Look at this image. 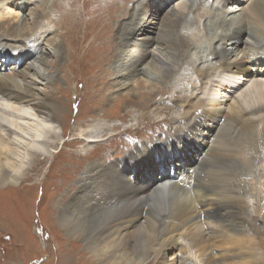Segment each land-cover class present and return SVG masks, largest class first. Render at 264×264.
Masks as SVG:
<instances>
[{"label": "bare ground", "instance_id": "bare-ground-1", "mask_svg": "<svg viewBox=\"0 0 264 264\" xmlns=\"http://www.w3.org/2000/svg\"><path fill=\"white\" fill-rule=\"evenodd\" d=\"M156 1L161 9L176 2L175 6L182 10L179 13L174 10L172 16H166L167 22L162 26L165 30L162 28L158 31L157 26L151 30L150 27L156 25L150 14L151 3ZM229 1L233 0H131L120 10L121 15H118V11V29H121V34L138 32L145 37L141 39L137 50L129 52L131 55L136 54L132 60H129L131 55L126 61L123 56L114 60V64L116 62L119 66L116 68L112 65V76L120 77L121 80L110 82L114 83V90L108 94V101H120L121 96H116L117 92L114 91L125 88V83L135 79L139 73L143 77L140 85L145 92L139 91L144 93L134 98L135 108L142 106V100L158 94L148 90L147 82H159L168 73L174 79L166 77L168 79L163 80V83H185V78L178 80L174 77L179 72L173 74L176 65L168 60L174 50L170 46L173 45L172 41L169 43L168 39H155L165 52L168 51L165 58L154 51H147L155 43L153 36L162 37L160 32L174 40L173 34L179 36L180 30L185 29L189 32V41L194 45V50L201 49L202 42L207 41L210 51L194 62L196 69L200 67L201 70L198 75L194 70L193 78L196 81L191 90L192 97H185L186 104L174 102L182 111L177 112L175 106H162V110L158 111L152 109L141 112L137 109L135 112L131 109L128 112L135 120L149 113L156 119L152 121L153 124L170 120L172 131L158 134L151 141H138L123 155L117 156L112 162H104V165L100 164V160L88 162L78 174L81 187L77 195H70L67 199L60 197L57 201L60 226L63 227L66 243L70 245L62 250L61 244H58L56 257L61 258L62 263L77 264L74 247L83 245L81 255L83 258L87 255V264H202V261L203 264H238L229 262L232 256L228 253L214 256V248L233 244L227 233L232 232L233 235L240 232L241 224L249 221L254 213L260 222L264 219L258 217L264 212V144H250L257 133L249 124L251 118L247 117L253 115L252 108L264 104V4L241 7L242 19L236 23L235 19L223 17L221 24L211 23L210 20L219 17L215 12L223 11ZM236 1L240 4L249 2ZM29 2L0 0V57L5 62L15 61V70L10 74H5V67L0 65V191L15 188L33 166L45 164L46 159L53 161L59 151L50 153V142L54 137L50 142L47 139L51 135H58V130L62 132L63 129L60 121L63 108L56 101L54 91L49 90L48 84H45L47 92L37 91L33 82L25 79L26 76L21 78L14 74L19 73V68L31 67L32 62L39 63L41 45L49 43L48 35L53 36L55 29L58 31L57 26L52 30L56 20L43 18L46 12L41 1L38 8H42V11L31 9L29 13L33 18L25 17ZM132 3L136 5L130 9ZM235 5H232L234 10L239 9ZM132 9L133 22L136 23L134 31L133 27L131 29L128 24L129 27L123 24L124 18L131 15L127 13L125 16V11ZM143 11L149 14L137 20L136 16ZM205 22H208L206 29ZM74 23L78 25V18H75ZM233 23L236 25L234 28ZM106 26L110 27L111 24L106 23ZM216 27L223 31L222 35L216 39L208 38L206 30ZM251 27L257 28V32L251 31ZM108 33L106 29L105 36ZM245 34L251 43L244 42L242 59L233 61L232 57H237L238 53L233 54L226 47L242 44ZM9 38L13 39L12 42L7 40ZM121 39V44L125 45L124 38ZM70 40L71 37H68L61 42L63 49L71 47ZM6 41L13 44L7 45ZM212 42H215L214 46H211ZM53 43L56 44L55 40L47 47H54L52 52L60 55V45L55 47ZM113 44L116 43L113 41ZM120 48L113 47L116 53L111 57L123 55ZM147 56L159 65V77L155 80L138 69V63L146 61ZM30 71L50 83L48 76L43 77L33 66ZM205 105L211 106L208 112L203 109ZM163 109L168 111L162 112ZM97 117L92 118L91 129L87 130V138L83 139L87 143L82 149L84 157L92 150V145L106 141L108 137L113 140L118 136L113 133L117 126H103L97 123ZM115 121L123 123L120 119ZM226 121L244 123L231 140L221 142L218 139L219 132ZM260 134L264 136V124ZM74 140L77 142L78 139ZM245 150L251 153L255 171L246 179L248 193L243 197L236 193L241 181L239 177L228 173L223 182L218 180V174L210 179V173L223 163L238 161ZM242 178L245 179L243 172ZM77 179L78 176L74 180L76 185ZM232 180H236V184H232ZM227 183L230 184L229 188H226ZM259 210L261 213H257ZM210 253L212 256L209 257ZM81 262L84 261L79 256V264H84Z\"/></svg>", "mask_w": 264, "mask_h": 264}, {"label": "rangeland", "instance_id": "rangeland-1", "mask_svg": "<svg viewBox=\"0 0 264 264\" xmlns=\"http://www.w3.org/2000/svg\"><path fill=\"white\" fill-rule=\"evenodd\" d=\"M33 1L34 2L30 0L28 3L29 9L28 11L26 10L25 17L29 16V18H33L29 13L31 9L42 11V8L38 7L40 1L43 2V6L45 7L44 11L46 12L43 14V18H53L56 21L52 26V30H54L55 26L58 28V31L55 29L53 36H51V34L48 35L49 43L55 40L56 44H53H55V47H59L60 45V52H62L60 55L54 54V52H52L54 47L52 48V46H50L49 48L47 47L49 43H43L41 45L42 55L41 58L38 59L40 64L32 62L33 65H31V67L33 66L37 72L43 74V77L48 76L50 83H47V81L42 78H38L33 71H30V66V69H25L24 67L19 68V70L21 69L18 71L19 73L14 74L19 77L21 76V78L22 76H26L25 79L30 81V83L33 82L32 85H35L34 88L37 91L41 90L47 92V86L50 87V91H54L53 95L55 94L56 101L58 100L57 102L63 108L60 118L63 129L62 132L58 130V135H51L47 139L50 142L52 137H54L50 142V145H52L49 149L50 153H57L59 151L53 161L46 159L45 164L39 163L33 166L32 170L28 171L15 188L12 189L9 187L5 188V191L2 189L0 191V264H64V261L62 263V260H60L61 258L58 259L56 257L58 244H61L62 250L66 249V245H70L68 242L66 243L63 227L60 226L59 213L56 208L57 201L60 197L67 199L70 195V197L77 195L81 187L78 174L88 162L100 160V164L104 165V162H112L117 156L123 155L127 150H130L136 145L138 141H142L143 139L151 141L152 139H156L155 137L158 134L172 131L170 120L165 121V123L161 121L157 122V124H153L156 119H153V116L149 113L135 120V117L133 116L132 119L128 112L131 109L135 112H137V109L141 112H143V110L147 111L152 109L158 111L162 110V106H166L167 108L175 106L174 109L177 112L182 111V108L179 107V105L176 106L174 102L180 101L181 104H186L187 100L185 97L187 96L188 99L192 97L193 94L191 93L193 91L191 90L195 87L194 82L196 81L195 78H193L195 73L194 70L196 69L194 62L206 56L210 51V49L207 48L209 44L207 41L202 42L201 49L194 50V45L189 41L191 40L189 32L185 29L180 30L179 36H175V34L172 33L174 35V40L171 39L170 36L167 37L166 35H162V32H160L162 37L158 38V35H156L157 37L153 36L155 43H153V46H150L151 48L147 49V51H154V53H159L161 57L165 58L167 57L168 51L166 50L165 52L157 44L155 39H168L167 41L169 43L172 41L173 45L170 46L174 50L168 60L176 65V72L173 70V74L179 72L174 77H177L176 79L178 80L185 78V83L177 82L175 84H170L168 81L167 83H163L162 81L167 80L168 78L166 77H169L168 73H165V78L163 80L159 82H147L148 90L153 91V93L157 92L158 94H154L150 99L146 98L142 100V106L135 108L133 102L136 101L135 99H137L138 96H141V94L145 92L141 87L143 77L139 73L135 79L125 83V88L120 91H114V93L117 92V94H115L116 96H121V99L119 98L120 101H108L106 100L108 99V94H111L112 90H114V83L110 82H118L121 80L120 77L116 78L112 76V65H115L116 68L119 66L118 64V66L116 65V62L114 64V60L123 56V59H125L124 61H126V59L129 58L128 55H131L129 52L137 50L136 48L140 45L141 39L145 37L138 32L130 34L124 32L126 36L124 33H120L121 29H118L120 20L117 17L118 11L127 6L131 0ZM133 3L130 5V9L136 5H133ZM260 3L264 4V0H249L246 4L237 3L236 0L229 1L223 11H218V13L215 12V15L218 14L219 17H215V19L210 20V22L212 23L214 21V23L221 24L223 18H225L229 20L235 19L236 23L242 19L241 7L246 8L248 5ZM176 4V2L167 4L161 9L158 1L151 3L152 12L150 14H152L154 24H156L150 26L151 30L157 26L156 28H159V30H157L160 31L163 28L162 26L167 22L165 20L166 16L167 18L168 14L172 16L174 10H176L177 13L182 12L180 7L175 6ZM187 4L189 3L187 2ZM235 4H237V6ZM232 5H235L237 8L239 7V9L234 10L235 7L233 8ZM56 7L58 9H56ZM136 10L137 8L135 7V11ZM121 13L122 11H120L118 15H121ZM127 13H131V15L124 18L123 24H126V27L131 26V29L133 27L132 31H134L136 23L133 22V9L125 11V16H127ZM183 13H185L184 15L187 14L186 12ZM225 13H227L226 16H224ZM146 14L149 13L143 11L140 15L136 16L137 20L142 19ZM75 18H78V25L74 23ZM58 21H60L59 24ZM106 23L111 24V26H106ZM235 23H233L232 28L236 27ZM120 24L122 25L121 22ZM127 24L129 26H127ZM204 24L206 29L208 22ZM106 29L109 30L107 36H105ZM250 29L251 31L257 32V28L255 27H251ZM68 30H70L71 33L68 34ZM163 30H165V28H163ZM208 31L206 30L208 38L214 37V39L222 35L223 32L217 27L213 30L209 29ZM111 33L112 35H110ZM68 37H71L69 42L71 47L69 49L67 47L63 49L61 42ZM106 37L112 38L109 40ZM121 38H124L125 45L121 44L123 42ZM242 39V44L238 46L229 45L226 47L227 50H230L233 54L237 55L238 53L237 57H232L233 61L237 62L242 59L241 52L245 48L244 42L251 43L246 34ZM7 40L12 42L11 40L13 39L9 38ZM113 41L116 43L115 45ZM10 42H7V45L13 44ZM182 42L184 43L183 45ZM3 44L6 43L3 42ZM149 44L152 43L149 42ZM214 44L215 42H212L211 46H214ZM119 46L121 47L120 51H123V55L111 57L113 53H116L113 47ZM155 49L157 51H155ZM160 49L162 51H160ZM216 50H218V47ZM44 51L45 53H43ZM135 55L136 54L133 53L129 60H132ZM147 57L146 61L141 62L143 64L138 63L140 65L138 69L141 72H145L146 76H149L150 79L155 80V78L159 77L160 72L157 70L159 65L152 60L150 56ZM66 63H68V66L65 67ZM0 65L5 67V74H10L15 70L14 60L5 62V59L0 57ZM51 65L53 67H51ZM200 70V67L196 69L197 75ZM75 72L78 73L74 77ZM186 74H188V76ZM169 78L171 79L172 77ZM144 79L146 80L145 77ZM173 79L174 78H172V80ZM45 84L48 85L46 86ZM137 85H139V90L137 89ZM141 90L144 92L139 93ZM186 91H188V93H186L187 95L185 94ZM134 95L135 97H133ZM212 99L214 100V97ZM203 109L208 112L211 106L205 105ZM166 111H168V109H163L162 112ZM252 113L253 115H248L247 117L251 118L249 124L256 130L257 135L251 139L250 144L256 146L264 144V136L260 134V128L264 124V104L252 108ZM96 116H98L97 123H101L103 126H117L113 133L118 136L114 137L113 140L108 137L106 141L104 140L101 143L92 145V150L89 152L90 154L88 153L87 156L84 157L85 152L82 149L87 143L84 142L83 139L87 138L85 133L87 130L91 129V121L96 118ZM116 119H120L125 123L120 124V122L115 121ZM123 119L125 120L123 121ZM243 123L237 122L234 124L226 121L223 123L225 125L219 132L218 139H220L221 142L231 140L240 130ZM63 130H66L64 134ZM76 138L79 143L74 140ZM253 165L254 163L251 160L250 151L245 150L238 161L226 162L214 168L210 173V179H213L218 174V180L224 182L228 173L239 177L241 181L236 193L245 197L248 193L246 179L254 173L255 168ZM242 172L245 179L242 178ZM77 176L76 185L74 180ZM231 183L236 184V180H232ZM229 187L230 184L227 183L226 188ZM262 201H264L263 198ZM51 202L53 203V207ZM257 213H261V211L259 210ZM258 217H264V212L261 215L259 214ZM262 220L261 222L257 220V214L255 215L254 213L251 215L249 221L241 224V229H239L240 232L233 233V235L232 232H228V237L233 244L227 243L220 249L214 248V256L228 253V255L232 256L229 262L238 264H264V219L262 218ZM82 249L83 245L74 247L75 256H77L78 261H75V263L77 264H79V256H81V261H84L81 263L87 264L85 262L87 255L83 258V255H81L83 252ZM210 256H212L211 253L209 257ZM203 263L204 261H202V264Z\"/></svg>", "mask_w": 264, "mask_h": 264}]
</instances>
